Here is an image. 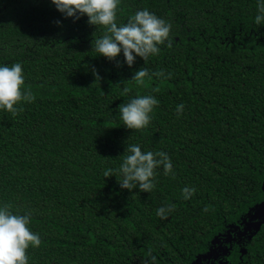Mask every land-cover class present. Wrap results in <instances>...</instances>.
<instances>
[{
    "label": "trees",
    "instance_id": "obj_1",
    "mask_svg": "<svg viewBox=\"0 0 264 264\" xmlns=\"http://www.w3.org/2000/svg\"><path fill=\"white\" fill-rule=\"evenodd\" d=\"M257 3L121 0L118 25L143 9L171 25V46L129 68L122 53L117 67L91 49L104 30L87 16L66 19L50 0H0V66L20 63L35 96L15 116L0 110V205L31 213L41 240L27 250L28 264H191L264 200ZM141 67L164 76L146 87L124 83ZM137 95L159 103L146 128L130 130L118 107ZM130 145L167 153L174 175L157 169L151 193L121 189L116 170ZM185 187L195 190L188 199ZM166 205L174 210L161 219ZM219 261L264 264V224Z\"/></svg>",
    "mask_w": 264,
    "mask_h": 264
},
{
    "label": "clouds",
    "instance_id": "obj_2",
    "mask_svg": "<svg viewBox=\"0 0 264 264\" xmlns=\"http://www.w3.org/2000/svg\"><path fill=\"white\" fill-rule=\"evenodd\" d=\"M58 12L64 18H73V21L87 16L89 25L101 27L104 34L93 38L91 49L103 56L108 61H115L117 67L121 62L117 59L123 54L124 63L129 68L136 62L137 57L146 62L150 56L157 55L161 45L168 42L171 25L164 19L157 17L148 9L137 10L131 15L126 23L118 25L116 22L117 9L121 0H50ZM258 15L255 23L264 22V0H258ZM57 25L61 22L56 21ZM93 76L96 81L103 78L93 68ZM162 71L150 73L147 68L141 67L135 71L132 78L127 82H134L137 86H147L146 80L151 81L153 77H163ZM130 91L128 87L123 88V93ZM160 89L153 88V92ZM35 96L30 87H25L23 69L20 63L10 66H0V110L11 113L13 116L22 111L23 103H31ZM159 101L153 95H137L128 103L119 105L118 112L123 126L130 130H142L151 122V113ZM184 105L177 106V114L183 113ZM123 162L116 172L120 179L117 180L121 189L130 192L139 189L140 192L151 193L155 187L154 179L157 169L163 170V174L174 175L170 157L163 151L153 153L152 151L142 152L140 146H127L123 153ZM113 176V170L104 172V177ZM116 176V175H114ZM194 189L185 187L182 190L184 199H188ZM174 210V205H166L157 209L156 215L166 219L168 213ZM206 207L204 211H207ZM31 213L23 215L14 214L10 204L0 205V264H28L27 250L29 247H39L40 237L33 233L29 225Z\"/></svg>",
    "mask_w": 264,
    "mask_h": 264
},
{
    "label": "water",
    "instance_id": "obj_3",
    "mask_svg": "<svg viewBox=\"0 0 264 264\" xmlns=\"http://www.w3.org/2000/svg\"><path fill=\"white\" fill-rule=\"evenodd\" d=\"M264 191V183L262 185ZM264 224V200L251 208L241 219L239 225H230L227 231L221 234V237H214L211 241V248L205 254L197 255L191 264H213L212 260H217L219 256H225L229 253L232 242L240 245L243 241H249L258 233ZM226 245H229L227 247ZM246 253V249L241 248L240 254ZM219 264H222L219 261Z\"/></svg>",
    "mask_w": 264,
    "mask_h": 264
},
{
    "label": "rangeland",
    "instance_id": "obj_4",
    "mask_svg": "<svg viewBox=\"0 0 264 264\" xmlns=\"http://www.w3.org/2000/svg\"><path fill=\"white\" fill-rule=\"evenodd\" d=\"M232 244H236V242H232Z\"/></svg>",
    "mask_w": 264,
    "mask_h": 264
}]
</instances>
